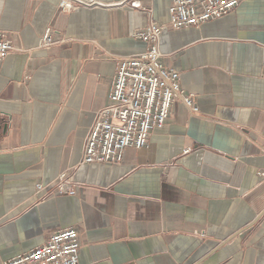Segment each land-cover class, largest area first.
Masks as SVG:
<instances>
[{"label":"crops","instance_id":"obj_1","mask_svg":"<svg viewBox=\"0 0 264 264\" xmlns=\"http://www.w3.org/2000/svg\"><path fill=\"white\" fill-rule=\"evenodd\" d=\"M172 0H0V263L79 232V264H264V0L160 38L181 98L121 164H82L117 63ZM139 3L140 7H134ZM48 28L57 44L40 48ZM67 174L77 194L57 189ZM42 184L44 190L37 191Z\"/></svg>","mask_w":264,"mask_h":264},{"label":"built area","instance_id":"obj_2","mask_svg":"<svg viewBox=\"0 0 264 264\" xmlns=\"http://www.w3.org/2000/svg\"><path fill=\"white\" fill-rule=\"evenodd\" d=\"M239 0H172L169 20L165 24L150 22L134 34L149 47L140 54L128 56L117 63L107 105L97 114L90 130L82 164H121L129 148H148L151 134L164 128L174 100L181 98L193 112L198 107L192 95L181 89L180 74L162 62L160 38L170 30L200 28L233 13ZM80 7L77 0H60L59 8L71 14ZM134 7H140L135 3ZM53 31L48 28L40 48L56 45ZM17 48L6 35H0V65ZM259 176L264 178V172ZM60 193L75 196L76 187L67 174L57 181ZM44 190L42 184L37 191ZM81 241L75 227L56 232L45 244L0 264H79Z\"/></svg>","mask_w":264,"mask_h":264}]
</instances>
